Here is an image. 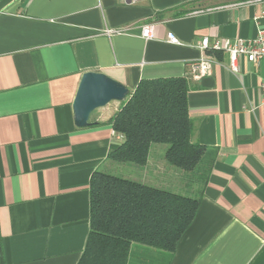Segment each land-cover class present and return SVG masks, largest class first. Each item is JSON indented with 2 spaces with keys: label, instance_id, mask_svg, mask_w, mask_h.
Here are the masks:
<instances>
[{
  "label": "crops",
  "instance_id": "obj_1",
  "mask_svg": "<svg viewBox=\"0 0 264 264\" xmlns=\"http://www.w3.org/2000/svg\"><path fill=\"white\" fill-rule=\"evenodd\" d=\"M262 28L264 0H0V264L82 258L91 179L109 173L123 142L112 129L123 103L75 125L88 72L130 94L143 80L184 79L192 140L206 147L195 175L171 166L160 144L145 166L126 164L124 179L200 202L173 255L133 244L128 264H264V68L241 57L236 74L226 52L201 49L204 38L234 44ZM203 60L209 72L194 69Z\"/></svg>",
  "mask_w": 264,
  "mask_h": 264
},
{
  "label": "trees",
  "instance_id": "obj_2",
  "mask_svg": "<svg viewBox=\"0 0 264 264\" xmlns=\"http://www.w3.org/2000/svg\"><path fill=\"white\" fill-rule=\"evenodd\" d=\"M184 79L143 80L112 120L123 137L109 158L145 166L153 145H166V161L198 171L206 147L193 142L194 124ZM195 175V174H194ZM90 234L78 264H128L133 244L173 255L196 218L197 198L96 172L90 183Z\"/></svg>",
  "mask_w": 264,
  "mask_h": 264
},
{
  "label": "water",
  "instance_id": "obj_3",
  "mask_svg": "<svg viewBox=\"0 0 264 264\" xmlns=\"http://www.w3.org/2000/svg\"><path fill=\"white\" fill-rule=\"evenodd\" d=\"M130 91L120 82L98 72H88L82 76L73 103L74 123L77 128L90 127L91 115L112 102H124Z\"/></svg>",
  "mask_w": 264,
  "mask_h": 264
},
{
  "label": "built area",
  "instance_id": "obj_4",
  "mask_svg": "<svg viewBox=\"0 0 264 264\" xmlns=\"http://www.w3.org/2000/svg\"><path fill=\"white\" fill-rule=\"evenodd\" d=\"M124 5H135L141 0H118ZM119 30H107L105 33L108 35L120 33ZM142 37L146 40H150L153 37V25H146L142 28ZM168 41L171 44L179 45L180 41L174 33H168ZM201 49L204 51H223L229 55V68L233 73H239L238 61L241 57H244L249 63L253 65H263L264 68V28L258 31V35L253 40H239L232 44L229 41H214L204 38L201 42ZM204 69L209 72L211 69V63L208 60H203L194 69ZM261 89L264 94V81L261 83ZM123 139V137L121 136Z\"/></svg>",
  "mask_w": 264,
  "mask_h": 264
},
{
  "label": "rangeland",
  "instance_id": "obj_5",
  "mask_svg": "<svg viewBox=\"0 0 264 264\" xmlns=\"http://www.w3.org/2000/svg\"><path fill=\"white\" fill-rule=\"evenodd\" d=\"M126 102V100L124 102H122L123 104ZM115 164L113 168H110L109 173L117 176V177H122V178H127V167L126 164H120L117 162H114Z\"/></svg>",
  "mask_w": 264,
  "mask_h": 264
}]
</instances>
